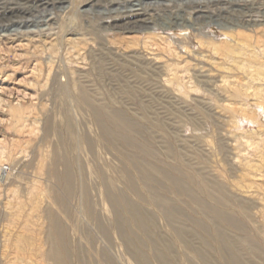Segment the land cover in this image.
Returning <instances> with one entry per match:
<instances>
[{"label": "rangeland", "instance_id": "1", "mask_svg": "<svg viewBox=\"0 0 264 264\" xmlns=\"http://www.w3.org/2000/svg\"><path fill=\"white\" fill-rule=\"evenodd\" d=\"M3 34L0 264H264V0H0Z\"/></svg>", "mask_w": 264, "mask_h": 264}, {"label": "bare ground", "instance_id": "2", "mask_svg": "<svg viewBox=\"0 0 264 264\" xmlns=\"http://www.w3.org/2000/svg\"><path fill=\"white\" fill-rule=\"evenodd\" d=\"M193 1V0H192ZM50 2V1H49ZM44 3H47L46 1H44ZM38 6V5H37ZM75 7V6H74ZM44 9V8H43ZM137 10H139V9H136L135 11H133V12H131V13H129V14H127L126 16H124L123 18H125V19H128V23H137V21H141V23H143L145 20L142 18V15H141V12L140 11H137ZM5 12V11H4ZM17 12V11H16ZM78 12V9L76 8V11H75V13H77ZM7 15V14H6ZM75 15V14H74ZM45 16H43V18H44ZM146 19V18H145ZM44 23H45V25H48L47 26V28H54L53 26H54V24L56 23V17H50V16H46L44 19ZM42 20V21H43ZM136 26V25H135ZM8 28V27H7ZM70 28V27H69ZM16 30V29H15ZM18 30V29H17ZM42 30H43V28H42ZM36 31V30H35ZM38 31V30H37ZM20 33H22L21 31H17V33H16V37H21V35H20ZM6 34V33H5ZM23 34H25V35H27V36H29V33H23ZM22 34V35H23ZM64 34V35H63ZM61 33V35H63V40H65V41H70V38H68L67 37V35H69V34H71V32H69L68 30L65 32V33ZM6 37L4 34L3 35H0V37ZM23 37V36H22ZM62 39V38H61ZM21 41V40H20ZM45 43L47 44V45H49L48 47L50 48L51 47V45H52V41L51 40H48V41H45ZM21 44V43H20ZM19 44V45H20ZM46 45V46H47ZM13 46V45H12ZM47 48V47H46ZM64 71H65V69H64ZM54 254V253H53Z\"/></svg>", "mask_w": 264, "mask_h": 264}]
</instances>
